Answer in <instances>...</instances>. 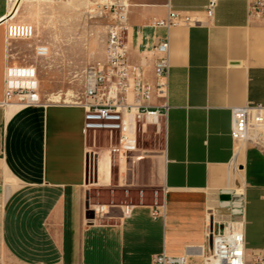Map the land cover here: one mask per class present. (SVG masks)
<instances>
[{"label":"crops","instance_id":"crops-1","mask_svg":"<svg viewBox=\"0 0 264 264\" xmlns=\"http://www.w3.org/2000/svg\"><path fill=\"white\" fill-rule=\"evenodd\" d=\"M208 2L129 0V61L154 86V44L168 37L170 69L166 96L153 88L149 102L167 114H125L136 146L120 158L107 130L105 146L91 141L83 106L49 101L38 58L50 40L9 37L23 21L0 0V264H153L163 252L203 264L210 230L231 222L250 249L263 245L264 143L237 142L231 128L234 107L264 105V16L218 0L209 17ZM169 9L195 21L145 27ZM22 65L37 69L39 103L6 96L7 68ZM138 121L145 132L165 124L161 149L138 145Z\"/></svg>","mask_w":264,"mask_h":264},{"label":"built area","instance_id":"built-area-1","mask_svg":"<svg viewBox=\"0 0 264 264\" xmlns=\"http://www.w3.org/2000/svg\"><path fill=\"white\" fill-rule=\"evenodd\" d=\"M248 2L251 15L264 16V0ZM217 3L218 0H209L206 5L209 17L213 16ZM128 10L129 0H112L103 3L96 12V15L107 19L106 58L104 62L91 64L85 69L83 100L74 102L85 108V130L88 132L107 130L111 142L115 139L121 142L122 149H117L120 158L124 156L126 150L136 146L135 137L123 134L125 114L134 115L139 120L143 116H151L156 120L159 115L167 114L166 104L152 108L149 102L153 88L159 95L166 96L170 69L168 37L160 38L154 44L156 54L154 70L157 78L154 86L145 78L143 66L129 61ZM194 21L190 15L169 9L165 19L153 21L145 27L169 29L176 24ZM7 32L9 37L31 38L34 35V27L25 22H11L8 24ZM36 53L46 55L48 47L40 45L36 48ZM5 82L8 99L18 96L19 101L25 104H36L41 101L35 66H9ZM231 134L237 142L251 140L257 144L264 143V105L251 103L234 107ZM262 198L264 200V188ZM162 206L158 205L153 213L159 214ZM95 211H100V208H95ZM203 262V264H264V243L260 248L250 249L241 222L227 223L222 228L213 226L209 232L207 249L203 253ZM153 264H189V261L187 255L175 256L163 252L153 257Z\"/></svg>","mask_w":264,"mask_h":264},{"label":"rangeland","instance_id":"rangeland-1","mask_svg":"<svg viewBox=\"0 0 264 264\" xmlns=\"http://www.w3.org/2000/svg\"><path fill=\"white\" fill-rule=\"evenodd\" d=\"M106 1L112 0H21L13 19L32 24L35 40H50L51 52L38 58L41 76L49 80L50 102L83 100L84 71L103 60L107 19L96 12ZM89 135L92 142L105 146L104 132L90 130ZM137 139L138 145L161 149L165 143V124L162 128L149 126L145 132L138 121ZM101 195L107 199L109 191L103 190Z\"/></svg>","mask_w":264,"mask_h":264},{"label":"bare ground","instance_id":"bare-ground-1","mask_svg":"<svg viewBox=\"0 0 264 264\" xmlns=\"http://www.w3.org/2000/svg\"><path fill=\"white\" fill-rule=\"evenodd\" d=\"M20 3H21V0H11L8 17L16 16V14L18 13L19 7H20Z\"/></svg>","mask_w":264,"mask_h":264},{"label":"water","instance_id":"water-1","mask_svg":"<svg viewBox=\"0 0 264 264\" xmlns=\"http://www.w3.org/2000/svg\"><path fill=\"white\" fill-rule=\"evenodd\" d=\"M96 169V165L94 166V170ZM233 199L235 200V199H238V196H236V197H233Z\"/></svg>","mask_w":264,"mask_h":264}]
</instances>
